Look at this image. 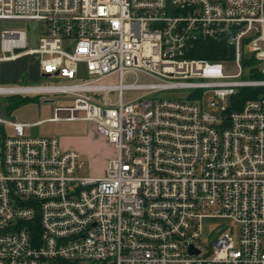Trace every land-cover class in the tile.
I'll return each instance as SVG.
<instances>
[{
	"label": "built area",
	"instance_id": "2783aa9c",
	"mask_svg": "<svg viewBox=\"0 0 264 264\" xmlns=\"http://www.w3.org/2000/svg\"><path fill=\"white\" fill-rule=\"evenodd\" d=\"M0 21L40 25L36 47L3 30L0 61L29 56L72 81L0 95L74 98L33 124L0 116V264H264V0H0ZM215 39L230 59L192 56ZM59 111L112 146L104 175L27 135ZM212 217L236 222L238 240L221 227L204 248Z\"/></svg>",
	"mask_w": 264,
	"mask_h": 264
},
{
	"label": "rangeland",
	"instance_id": "374dc122",
	"mask_svg": "<svg viewBox=\"0 0 264 264\" xmlns=\"http://www.w3.org/2000/svg\"><path fill=\"white\" fill-rule=\"evenodd\" d=\"M40 25L35 22H14V21H0V33L5 29H27L30 34V47H36L39 39ZM2 55V53H0ZM33 58L29 56H22L13 62H0V76H14L22 69L26 68L30 74H33ZM87 77V72L84 64L79 65L78 80H83ZM21 77L16 82H0V86H25V85H49L53 83L68 84L72 81L59 80L52 81L49 77L39 75L34 80H24ZM135 79L134 76H126L124 82L131 83ZM100 84H118V77H109L99 82ZM138 91H124L123 97L130 99L140 95ZM33 100L27 101L18 108L8 111L7 106L10 101L16 99L15 95H0V116L10 120L23 123L33 124L41 120L52 118L56 108H66L74 106V98L69 95H25ZM110 101L117 99V92H111L106 95ZM76 116H83V112H77ZM60 117L56 122H44L36 126H31L26 129L29 136H45L55 137L60 139L63 147H69L83 154L85 165L80 171L81 175H95L101 176L108 167V160L115 155L112 146L99 134L96 133L94 125L85 121H66L65 117L69 116L67 111L57 112ZM224 227L226 232L233 230V237L235 241L239 238V225L231 219L222 217L205 218L202 220V246L209 248L214 237L217 235V230ZM64 264H101L98 262L88 263H64Z\"/></svg>",
	"mask_w": 264,
	"mask_h": 264
},
{
	"label": "trees",
	"instance_id": "16d2710c",
	"mask_svg": "<svg viewBox=\"0 0 264 264\" xmlns=\"http://www.w3.org/2000/svg\"><path fill=\"white\" fill-rule=\"evenodd\" d=\"M200 50L193 54L192 56L198 58H205L214 61H225L230 59L232 56L233 50L228 45L225 39H215L211 40L205 44L199 45ZM229 56V57H228ZM241 101L246 98L243 95V91L241 92ZM17 96L15 100L10 101L9 105L7 106V110L11 111L18 108L23 103L33 100L30 97H25V95H15ZM39 97V95H36ZM1 107V104H0ZM1 110V109H0Z\"/></svg>",
	"mask_w": 264,
	"mask_h": 264
},
{
	"label": "crops",
	"instance_id": "0c3cea01",
	"mask_svg": "<svg viewBox=\"0 0 264 264\" xmlns=\"http://www.w3.org/2000/svg\"><path fill=\"white\" fill-rule=\"evenodd\" d=\"M0 38H1V33H0ZM0 53H1V39H0ZM0 57H1V55H0ZM0 62H2V61H0ZM8 62H13V61H8ZM32 69H33V74H30V72L29 71H26V68H24V69H22L19 73H17L14 76H9V77L8 76H5V78H3V79L0 76V82L1 81H3V82H16V81H19V79L21 77H24L28 81L34 80L36 77H38L39 75H41L40 67H39V64H38V62L36 60H33ZM64 148L70 149L69 147L68 148L67 147H64ZM104 173H105V171H104Z\"/></svg>",
	"mask_w": 264,
	"mask_h": 264
},
{
	"label": "bare ground",
	"instance_id": "6f19581e",
	"mask_svg": "<svg viewBox=\"0 0 264 264\" xmlns=\"http://www.w3.org/2000/svg\"><path fill=\"white\" fill-rule=\"evenodd\" d=\"M12 90V89H11ZM10 89L9 90H7V91H11ZM3 91H5V90H3V89H1L0 90V92H3ZM15 91H22V89H15Z\"/></svg>",
	"mask_w": 264,
	"mask_h": 264
},
{
	"label": "water",
	"instance_id": "95a60500",
	"mask_svg": "<svg viewBox=\"0 0 264 264\" xmlns=\"http://www.w3.org/2000/svg\"><path fill=\"white\" fill-rule=\"evenodd\" d=\"M42 76H43V77H48L49 75H48V74H43Z\"/></svg>",
	"mask_w": 264,
	"mask_h": 264
}]
</instances>
